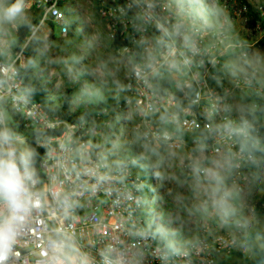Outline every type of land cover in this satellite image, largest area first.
I'll return each mask as SVG.
<instances>
[{
  "label": "built area",
  "instance_id": "1",
  "mask_svg": "<svg viewBox=\"0 0 264 264\" xmlns=\"http://www.w3.org/2000/svg\"><path fill=\"white\" fill-rule=\"evenodd\" d=\"M74 1L28 0L30 35L18 49L0 48V111L11 115L7 125L27 147L32 140L44 150L36 170L40 186L48 190L46 209L22 233L8 264H47L46 241L54 231L66 232L72 254L86 257L88 264H219L230 258L244 236L243 222L223 233H212L207 223L182 248L170 244L157 211L151 210V178L138 175L133 159L106 160L93 142V125L60 121L24 92L28 44L41 30L66 37ZM88 1L105 24L114 54L129 65L113 108L119 124L130 126L151 148L186 149L181 175L190 181L205 180L209 162L224 158L229 187L245 194L259 164L246 145L260 126L255 111L242 118L232 112L231 96L261 86L253 77L230 79L224 62L242 52L244 44L235 40L241 31L262 30L264 6L247 0ZM254 15L259 20L250 28ZM46 91L53 106L62 105L65 96L50 87ZM76 112L71 107L70 114ZM56 192L73 193L70 216L63 215Z\"/></svg>",
  "mask_w": 264,
  "mask_h": 264
},
{
  "label": "rangeland",
  "instance_id": "2",
  "mask_svg": "<svg viewBox=\"0 0 264 264\" xmlns=\"http://www.w3.org/2000/svg\"><path fill=\"white\" fill-rule=\"evenodd\" d=\"M198 1L203 4L205 0ZM247 1L253 7L264 6V0ZM70 14V32L66 37L59 38L58 30L54 32L55 37L48 36L44 30L35 34L39 47L31 66L32 79L53 89L60 98L70 90L71 107L75 111L107 104L108 108L93 124V142L103 149L106 160L125 163L133 159L138 175L146 181L151 178L152 187L148 193L153 198L151 210L157 211L170 244L182 248L206 230L207 223L211 224L212 233H223L233 227L234 222L241 221L244 224L241 243L222 264H246L245 259L255 261L251 248L264 250V159L259 156L257 173L245 194H238L229 187V168L221 157L209 162L212 164L205 180L185 179L181 175V164L188 155L186 149L171 153L151 148L130 126H121L115 117L113 108L120 100L129 65L114 54L105 24L94 5L88 0H75ZM27 23L28 18L0 23V48L15 50L19 45L18 27ZM261 29L252 33L241 31L235 40L244 44L242 52L224 62L225 74L230 79L253 77L261 86L260 91L232 94V112L241 118L256 110L254 96L264 102V47L259 44L264 39V22ZM28 35L30 29L25 39ZM5 116L7 121L11 119L8 112ZM216 187L220 195L227 194V214L215 203L217 197L212 190ZM222 222L224 226L220 228ZM247 252L251 253L250 258Z\"/></svg>",
  "mask_w": 264,
  "mask_h": 264
},
{
  "label": "clouds",
  "instance_id": "3",
  "mask_svg": "<svg viewBox=\"0 0 264 264\" xmlns=\"http://www.w3.org/2000/svg\"><path fill=\"white\" fill-rule=\"evenodd\" d=\"M28 0H0V23L27 19ZM0 111V264H8L16 254L22 233L33 222L38 212L46 209L48 190L40 186L34 167V152L25 146L18 133L7 125ZM218 187L212 190L215 203L227 214V194L220 195ZM65 217L70 216L75 205L73 193H54ZM71 237L64 231H54L47 239L49 250L47 264H88L84 256H74Z\"/></svg>",
  "mask_w": 264,
  "mask_h": 264
},
{
  "label": "trees",
  "instance_id": "4",
  "mask_svg": "<svg viewBox=\"0 0 264 264\" xmlns=\"http://www.w3.org/2000/svg\"><path fill=\"white\" fill-rule=\"evenodd\" d=\"M259 20L257 15H254L253 19L248 22V27L254 28L256 22ZM31 23H27L26 25H21L18 27V41L19 45L16 49H18L23 40L25 39L30 27ZM261 46L264 47V39L259 43ZM39 47V42L33 38L31 42L28 44L25 55L27 58V66L25 70L22 72V77L24 79V92L31 97L33 100L41 103L45 106L46 110H48L51 113H54L58 116L60 121H64L67 123H73L77 121H84L86 123V128L92 129V125L94 120L101 117L104 113V111L108 108L107 104L105 103H99L96 106H92L89 108H85L81 111H77L74 114H70L71 110V91L68 90L66 92V95L62 101V105L55 107L53 106V102L50 99V97L47 94L46 86L38 81H35L32 79V71L31 66L35 59V53ZM252 101H254L257 105V109L255 110V115L258 118L259 123V133L258 135L252 134L250 141L246 145V147L254 154H257L261 158L264 159V124H263V118H264V102L259 99L257 96H254L252 98ZM29 141V147L34 152V167L37 169L38 161L40 160L42 154L44 153L43 149L36 148L32 142V140ZM257 141L258 146L254 147L253 143ZM37 171V170H36ZM252 255L255 258V261L251 262L247 259H245L246 264H264V250H258L256 248H251ZM240 255V254H238ZM240 257H244L243 255H240ZM224 261L221 260L219 263H223Z\"/></svg>",
  "mask_w": 264,
  "mask_h": 264
}]
</instances>
